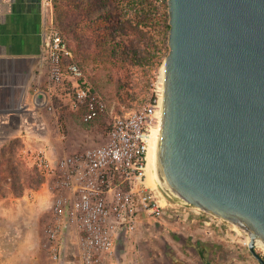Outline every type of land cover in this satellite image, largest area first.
Wrapping results in <instances>:
<instances>
[{
    "label": "water",
    "instance_id": "obj_1",
    "mask_svg": "<svg viewBox=\"0 0 264 264\" xmlns=\"http://www.w3.org/2000/svg\"><path fill=\"white\" fill-rule=\"evenodd\" d=\"M158 182L264 243V0H167Z\"/></svg>",
    "mask_w": 264,
    "mask_h": 264
},
{
    "label": "built area",
    "instance_id": "obj_2",
    "mask_svg": "<svg viewBox=\"0 0 264 264\" xmlns=\"http://www.w3.org/2000/svg\"><path fill=\"white\" fill-rule=\"evenodd\" d=\"M41 50L49 83H70L71 106L82 110V120L100 118L107 123L104 141L96 146L52 155L44 145L27 153V160L42 178L40 187L47 193L44 199L49 200L51 217L43 232L54 260L61 257L66 233L73 232L79 264H105L115 255L116 240L133 234L144 219L151 220L153 228L156 222L167 225L171 220L180 233L203 241L225 237L236 252L233 261L251 255L249 236L239 226L197 206L172 202L158 182H148V171L153 169L147 154L156 139L161 111L159 76L145 102L118 115L86 81L81 66L51 24L46 27ZM67 58L70 61L65 62ZM33 101L38 108L52 109L49 93L40 88ZM27 197L34 201V192ZM162 229L167 230L166 226Z\"/></svg>",
    "mask_w": 264,
    "mask_h": 264
},
{
    "label": "rangeland",
    "instance_id": "obj_3",
    "mask_svg": "<svg viewBox=\"0 0 264 264\" xmlns=\"http://www.w3.org/2000/svg\"><path fill=\"white\" fill-rule=\"evenodd\" d=\"M67 1L60 0L65 13L66 10L70 9ZM117 1L122 16L130 18L134 22L142 20L143 29L157 39V45L154 49L157 59L154 61H144L141 64L131 61L122 48L114 45L112 41L110 42L105 34H99L95 29L96 26L95 28L89 27L78 14V10L73 14L59 16V25H56L55 17L57 16L54 14V0H47L46 2L51 13L46 27L51 24L60 33L71 50L73 60L81 66L86 81L104 98L109 107H113L114 114L120 115L127 110L137 108L149 98L152 82L158 79L164 57L169 50V29L167 31L164 27L166 12L168 16L167 0L163 2L164 6L160 9L161 22L158 25H155L156 22L152 19L153 14L148 12V0ZM168 20L169 16L167 22ZM105 40L110 43L102 45L103 42H106ZM142 49L151 51L146 43L142 44ZM43 82H46V86H43L42 90L49 93L52 109L49 110L47 107H43L38 113L52 122L50 137L58 144L59 154L80 151L86 147L102 143L104 141L102 134L107 131V123L100 118L93 120V123L82 120V110H75L71 106L73 92L70 83L65 81L63 84L52 85L48 83V76L47 81L43 78ZM9 131L11 130L0 131V197H7L8 199L15 195L10 189V173L14 164L18 165L19 182L24 187L23 194L39 189L40 186L35 187L33 178L38 179L40 176L27 160V153L43 144L42 141L35 139L38 131L36 132L33 128L14 131L10 137L5 139L3 136L8 135L5 133ZM68 145L72 146L73 149L62 151V148ZM82 146L84 147L81 148ZM168 198L172 202L175 201L171 197ZM170 221L166 225L167 230L161 232L162 234L148 230V227L145 226L146 221H143L139 233L147 235L149 240L143 241L142 251L131 253L130 250V253L125 255L128 264H172L167 257L165 258L162 247L165 244V238L163 237L165 233L166 249L170 251L174 259L180 262L179 264H204L200 255L186 245L190 244L187 236L181 234ZM151 238L153 241H150ZM224 238H219L217 241L201 240V243H203L201 247L211 264L223 262L260 264L259 260L252 254V256L249 254L244 257L239 256L233 261L232 258L236 252H233L229 242L225 241ZM139 243L142 244V242ZM256 250L264 257L261 248H256Z\"/></svg>",
    "mask_w": 264,
    "mask_h": 264
},
{
    "label": "crops",
    "instance_id": "obj_4",
    "mask_svg": "<svg viewBox=\"0 0 264 264\" xmlns=\"http://www.w3.org/2000/svg\"><path fill=\"white\" fill-rule=\"evenodd\" d=\"M46 2L0 0V131L11 130L3 136L6 139L14 131L33 128L38 131L35 139L42 141V146H47L52 155H57L58 144L50 137L52 122L38 113L41 108L36 107L33 101L36 90L46 86L43 78L47 81L48 76L41 50L51 15ZM72 149L68 145L62 151ZM28 192L22 196L14 195L10 199L0 197V264H79L77 237L73 232L65 235L60 259L54 260L51 257L43 232L51 217L49 200L44 199L47 193L40 187L33 191L35 199L31 201L27 197ZM143 221H146L148 230L157 234L165 231L162 228L166 224L156 222L153 228L151 220ZM140 230L141 227L130 236L118 238L115 255L105 264H128L125 255L130 250L131 253L142 251L143 241L149 240V237L139 233ZM163 237L165 244L162 247L166 258L171 253L166 249V233ZM187 239L190 241V244H186L189 248L196 252V249L200 250L198 247L203 244L200 239L191 236H187ZM150 241H153L152 238Z\"/></svg>",
    "mask_w": 264,
    "mask_h": 264
},
{
    "label": "trees",
    "instance_id": "obj_5",
    "mask_svg": "<svg viewBox=\"0 0 264 264\" xmlns=\"http://www.w3.org/2000/svg\"><path fill=\"white\" fill-rule=\"evenodd\" d=\"M142 1V0H141ZM149 1V13L153 14V20L156 22L155 25H158L160 20V9L164 6L163 2L166 0H148ZM67 3L70 5V9L66 10L65 13L60 0H54V14L56 25H59V16L73 14L78 10V14L89 27L95 28L99 34H105L110 42L112 41L114 45L122 48L126 52V56L130 57V60L137 62L138 64L143 63L144 61H154L157 59V54L155 52V47L157 45V39L153 35H150L147 30L143 29L142 20L134 22L130 18H126L121 15L119 11L118 1L117 0H68ZM142 3V2H141ZM167 8V3H166ZM167 12H166V23L165 28L169 29V23L167 22ZM102 45L108 40H105ZM146 43L151 51L143 50L142 44ZM73 59V58H72ZM70 61L69 58L65 59V62ZM159 62V60H157ZM92 120L89 123H93ZM18 165H12V170L10 173L11 184L10 189L16 196H22L24 187L19 182ZM35 181V187H39L42 183V178L38 179L33 178ZM189 242V241H188ZM194 245V244H193ZM200 250H197V253L202 258L204 264H210L204 250L202 247H198ZM169 262L172 264H179L180 262L174 259L169 254L166 255ZM218 264H234L231 262H223Z\"/></svg>",
    "mask_w": 264,
    "mask_h": 264
},
{
    "label": "bare ground",
    "instance_id": "obj_6",
    "mask_svg": "<svg viewBox=\"0 0 264 264\" xmlns=\"http://www.w3.org/2000/svg\"><path fill=\"white\" fill-rule=\"evenodd\" d=\"M163 73H164V69H163V65L160 68V73H159V80L162 82L163 80ZM156 139L155 141L150 145L149 149H148V158H149V162L151 165V168L153 169L152 171L149 170L148 171V176H147V180L148 182H150L151 184H155V182H161L160 178H159V174H158V140H159V131L156 132ZM256 246L257 248H261L264 252V243L260 240L256 241Z\"/></svg>",
    "mask_w": 264,
    "mask_h": 264
}]
</instances>
